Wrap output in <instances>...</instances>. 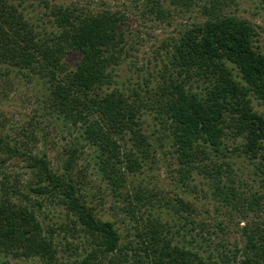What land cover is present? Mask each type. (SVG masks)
<instances>
[{
    "label": "trees",
    "instance_id": "1",
    "mask_svg": "<svg viewBox=\"0 0 264 264\" xmlns=\"http://www.w3.org/2000/svg\"><path fill=\"white\" fill-rule=\"evenodd\" d=\"M26 1L0 0V87L13 86V71L42 83L41 114L78 135L54 168L48 152L37 147L47 134L37 137L33 128L22 127L12 136L0 112V259L264 264V114L252 105L256 100L264 106V49L256 44L254 25L231 13L237 0H134L158 17L166 16L167 1L182 11L199 7L202 15L165 46L168 62L153 86L146 77L123 86L116 79L128 52L122 13L54 5L55 29L42 32L25 13ZM71 52L79 54L72 66L66 60ZM146 114L153 121L149 131ZM85 148L93 151L105 182L95 193L85 170L77 169ZM167 155L175 159L170 172L183 187L197 191L191 182L196 176L209 185L218 203L211 223L197 217L193 201L167 197L143 178L135 183L146 166ZM105 188L115 217L96 208L105 201ZM46 204L66 212L58 225L65 232L64 260L57 227L42 217ZM212 222L222 236L231 224L238 234L233 251L219 253L220 263L209 249L218 235Z\"/></svg>",
    "mask_w": 264,
    "mask_h": 264
},
{
    "label": "rangeland",
    "instance_id": "2",
    "mask_svg": "<svg viewBox=\"0 0 264 264\" xmlns=\"http://www.w3.org/2000/svg\"><path fill=\"white\" fill-rule=\"evenodd\" d=\"M12 1L16 3L18 0ZM47 4L48 6H45L43 0H27L23 4L27 16L42 32L55 29L51 23L52 16L50 14V8L54 5L84 6L94 12L109 9L123 14L121 29L124 32L125 47L128 52L117 68L116 79L120 85L123 83L121 86L124 83L125 85L129 83V85H132L136 81L141 83L143 77L152 79L151 85H155L156 79L159 78L158 73L163 68V63L168 62L167 56L169 53H167L165 46L169 45L172 38L178 36L179 31L185 24L202 19L199 7L190 11H182L168 1L164 3V9L168 11L165 17H158L154 12L146 10L147 6L143 1L136 2L134 0H47ZM230 11L240 18L247 19L254 25L257 31L256 44L264 49V4L260 0H237L231 5ZM78 55L76 52L69 53L66 57L67 63L70 66L74 65ZM9 77L13 86H7L2 82L0 87V112L2 114L1 118L5 120L6 131L15 136L22 127L33 128L32 130L37 137L40 132H45L47 134L46 142L42 144L39 141L37 147L48 152L54 168L60 166L62 159L65 158L64 147L74 140L78 135V131L63 126L61 121L54 116L41 114L43 113L42 103L38 101V98L45 91L42 83L28 82L25 76L17 71L11 72ZM126 79H130V82ZM252 105L256 111L264 114V106L259 105L256 100L252 101ZM144 118L146 125L150 124L148 127L145 125L149 131V127L153 125L152 116L146 114ZM163 160L153 164L152 168L146 166L143 173L135 178V183L143 178L144 184L150 187H159L167 197L178 195L193 201L197 211L200 212L197 217L211 223L210 217L214 215V209L215 206H218V203L212 197L207 182H204L202 177L196 176L191 182L192 185L196 186L197 191L185 188L178 182L176 174L170 172L171 169L177 167L175 159L167 155ZM17 166L18 164H14V166L9 167V171L13 175L18 171ZM80 168L85 170L87 180L90 181L88 185L90 190L95 193L98 190V185L105 187V182L101 179L98 167L94 162L93 151L90 148L83 150V154L77 162V169ZM245 176L247 175L245 174ZM23 177L26 178V176ZM254 187L257 188L256 185ZM184 188L188 192H182ZM93 200V203H95L96 199ZM112 205L113 198L109 193V189L105 188V201L97 205L96 208L105 217H115ZM205 210L210 215L208 218H205L208 215L204 212ZM43 211L42 217H44L45 223L53 224L58 229L56 240L59 249H61L59 255H62L61 257L64 260L68 258L67 252L62 250L66 242V239L63 238L65 232L59 229L58 225L61 221H65L66 212L60 206L51 204L44 205ZM214 224L215 222H212L210 228L215 229L218 235H212L209 241V244H211L209 249L217 259L216 261L220 263L219 253L222 250L225 252L233 251V246L238 240V234L234 233L235 226L231 224L229 226L230 232L226 236H222ZM66 236L73 243L77 242V240L71 238L69 233H66ZM220 241L223 243L222 246L218 244ZM0 264L42 263L37 259L4 258L0 259Z\"/></svg>",
    "mask_w": 264,
    "mask_h": 264
}]
</instances>
